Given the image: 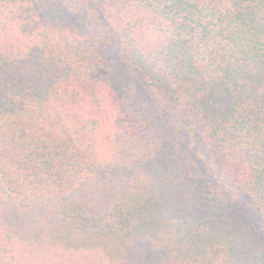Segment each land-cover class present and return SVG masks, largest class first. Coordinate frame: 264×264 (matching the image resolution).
Returning <instances> with one entry per match:
<instances>
[{
  "label": "trees",
  "instance_id": "1",
  "mask_svg": "<svg viewBox=\"0 0 264 264\" xmlns=\"http://www.w3.org/2000/svg\"><path fill=\"white\" fill-rule=\"evenodd\" d=\"M42 1L0 0V264H264V0Z\"/></svg>",
  "mask_w": 264,
  "mask_h": 264
},
{
  "label": "rangeland",
  "instance_id": "2",
  "mask_svg": "<svg viewBox=\"0 0 264 264\" xmlns=\"http://www.w3.org/2000/svg\"><path fill=\"white\" fill-rule=\"evenodd\" d=\"M45 1V2H44ZM59 8V2L54 0H43L39 6V9H41L42 17L45 16L53 17L54 9ZM67 21V20H66ZM68 22V21H67ZM70 23L67 24L68 26H73V22L69 21ZM122 87H120L121 89ZM144 253H150L152 256H156L157 254L151 250V248H145Z\"/></svg>",
  "mask_w": 264,
  "mask_h": 264
}]
</instances>
